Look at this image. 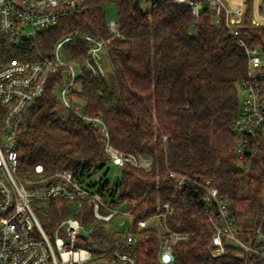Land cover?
Here are the masks:
<instances>
[{"label": "trees", "instance_id": "obj_1", "mask_svg": "<svg viewBox=\"0 0 264 264\" xmlns=\"http://www.w3.org/2000/svg\"><path fill=\"white\" fill-rule=\"evenodd\" d=\"M119 8L121 37L109 48L110 67L105 77L95 78L84 68L79 88L71 98L82 104V113L100 117L111 144L152 164L150 171L131 165L120 167L114 186L106 179L111 164L104 150V137L83 118L69 112L58 116L61 101L56 95L63 84L62 69L52 75L46 92L32 106L19 140V170L23 174L42 166L70 170L91 190L98 191L113 207L136 202L132 232L141 236L137 264H161L158 234L138 231V222L157 213L159 204H170L167 225L186 233L187 240L174 244L172 264H263L256 254L238 255L227 247L226 255H210L212 225L202 212L199 184L210 180L229 203L238 234L249 240L257 226L264 230V153L255 158L249 172L236 157L234 121L240 108L239 87L247 74L245 50L231 36L225 21L215 24L205 5L196 23L190 8L156 2L145 9L138 0H88V11L64 19L36 40L13 41L0 32V68L14 58L34 60L37 52L50 55L59 40L79 31L109 37L105 3ZM204 1V0H193ZM240 38L264 50V25L250 21L251 0H246ZM69 47H72L71 45ZM88 44L74 43L67 61L80 64ZM170 172L191 182L183 190L169 178ZM99 182H90L93 175ZM89 181V182H88ZM67 202H51L40 213L46 230L68 216L85 227L95 224L90 205L70 211ZM242 235V236H243ZM122 235L96 224L81 245L97 259L108 258Z\"/></svg>", "mask_w": 264, "mask_h": 264}, {"label": "built area", "instance_id": "obj_2", "mask_svg": "<svg viewBox=\"0 0 264 264\" xmlns=\"http://www.w3.org/2000/svg\"><path fill=\"white\" fill-rule=\"evenodd\" d=\"M138 1L144 4L145 9H150L156 2L164 0ZM166 1L190 8L193 23L197 22L206 5L213 14L214 23L219 24L223 19L231 36L246 52L247 74L240 84L243 99L234 121V132L239 165L243 171L249 172L254 159L264 153V50L251 47L240 38L237 25L243 22L246 0H242L241 10L233 9L228 0ZM87 2L88 0H0V32L10 36L15 42L36 40L40 35L55 29L62 20L86 13ZM258 9L263 14L264 3ZM251 22L256 26L264 25L257 23L254 15ZM107 27L109 37L75 31L59 40L50 55L37 52L34 60L14 58L0 68V264H89L91 261L95 264H137L135 251L142 240L139 233L132 232L133 226L126 233L118 229L124 224V217L133 220L136 218L133 213L136 202H133V207H130L128 201H122L113 207L109 200L98 191L91 190L68 169L56 168L48 173L42 166H37L23 174L19 170L18 146L22 126L26 123L32 106L46 92L50 77L58 69H62L64 81L58 86L60 93L57 97L61 105L98 129L104 137V150L111 164L118 167L128 164L145 171L152 169L150 161L115 148L110 142L104 121L100 117L83 114L80 100L71 98V91L79 88L81 68L95 78L107 75L106 62L111 42L121 37L118 21L108 22ZM78 41L88 44L81 65L69 62L66 58V54ZM169 178L180 190L191 182L174 172H170ZM199 187L202 195L200 201L205 205L202 212L213 229L211 257L221 258L226 255L227 247H234L239 256L256 254L264 262L263 225L255 228L248 241L242 240L229 203L219 190L210 180L199 184ZM63 201L75 205L76 209L89 203L95 220L93 227L103 224L109 227L110 232L122 235L108 258L97 259L89 249L81 245V240L88 238L93 227H85L74 216L62 219L50 230L43 227L33 206ZM170 213V204H159L156 214L138 222L139 232L151 230L158 234L161 264H172L175 260L174 244L188 238L186 233L169 228L167 216ZM118 216L122 218L114 224Z\"/></svg>", "mask_w": 264, "mask_h": 264}, {"label": "rangeland", "instance_id": "obj_3", "mask_svg": "<svg viewBox=\"0 0 264 264\" xmlns=\"http://www.w3.org/2000/svg\"><path fill=\"white\" fill-rule=\"evenodd\" d=\"M253 5H254V0H251L250 21L253 20V15H254V20L256 22L263 23L264 22V13L262 14L261 12H258V10L256 9L255 10V14H253V12H254L252 10ZM142 7L145 8L144 4L142 5ZM105 11H106V19H107L108 22H117L118 21V19H119V8H118V4L115 1H108V2H106L105 3ZM106 68L108 70L107 72H109L110 67L108 65V62H106ZM59 93H60V89L56 91L57 96H58ZM239 95H240V101H241L243 99V91H242V88L241 87H239ZM75 104H76V102H75ZM56 111L58 113V116L60 118H62V119H65L67 117V115H68L67 114L68 113V110L65 107H63L62 105ZM106 156H107V154H106ZM137 158H139V157H137ZM106 171H108L106 179L111 182V186H114L115 183H116V181L120 178V167H118V166H116L114 164H108V166L102 171V173H105ZM90 182H93V183L99 182V175L98 174L93 175L90 178ZM85 204L87 206H89V203L86 202ZM47 206H48V204H38V205L35 204L33 206L34 207V210H35V212H36V214H37V216H38V218H39L40 221H41V219H40V213L42 211L46 210ZM69 208H70V211H73V212H74V210H76V206L75 205H72V204H70ZM121 218H122V216H118L115 219L114 224L115 223L117 224V222ZM123 219H124V224L122 226H120L118 229H119L120 232L126 233L133 226L134 220L132 218H129V217H124ZM92 227H93V225H90L89 229H91ZM239 227H240V230L242 232H244V227H245L244 224H240ZM242 235H243V233L241 235H239V236L242 238V240L246 241V237L244 235L243 236ZM140 238H141V236H140ZM158 240H160L159 237H158ZM89 264H95V263H93L91 261Z\"/></svg>", "mask_w": 264, "mask_h": 264}, {"label": "crops", "instance_id": "obj_4", "mask_svg": "<svg viewBox=\"0 0 264 264\" xmlns=\"http://www.w3.org/2000/svg\"><path fill=\"white\" fill-rule=\"evenodd\" d=\"M230 1V5L233 9H242V0H228ZM263 0H254V8H253V11H254V14H255V10H259L258 7L259 5H263ZM259 12V11H258ZM257 23H261V22H257ZM264 23V22H263Z\"/></svg>", "mask_w": 264, "mask_h": 264}]
</instances>
